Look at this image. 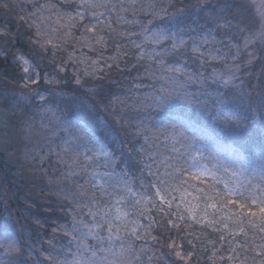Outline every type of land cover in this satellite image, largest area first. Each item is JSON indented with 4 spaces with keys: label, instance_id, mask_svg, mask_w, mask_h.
<instances>
[{
    "label": "trees",
    "instance_id": "1",
    "mask_svg": "<svg viewBox=\"0 0 264 264\" xmlns=\"http://www.w3.org/2000/svg\"><path fill=\"white\" fill-rule=\"evenodd\" d=\"M144 2L155 5V9L135 17L125 14L129 20L138 19L136 24L121 25L115 14H110L108 20L102 19L104 23L95 33H88L80 21L69 20V16L74 17L82 10L80 0H0V98H13L17 108L8 124L0 125V240L7 233L20 246L16 254L5 255L0 249L3 264H71L78 252L76 242L71 239L74 218L92 223L81 203H87L88 197L76 194L81 185L89 192L99 193V186L89 181L94 171L101 170L102 180L106 175L112 181V188L120 189L123 181H130L133 191L145 192L147 198L152 189L145 191L140 185L142 181L150 182L144 171V165L150 161L140 149L143 147L151 153L153 141H146L145 137L159 136L166 125H177L184 136L175 144L179 153L169 150L158 156L156 162H151L153 171L160 167L163 172L164 166L159 161L167 155L177 156L181 162H187L185 168L191 167L190 142L205 145L216 166L226 163L237 169L250 159L264 164V45L240 89L224 87L210 76L212 69H220L223 61L232 59L225 57L224 43L230 42L228 36L238 23L250 17V12L243 13L233 24L242 11L237 3L197 11L198 0ZM161 8L166 12H160ZM152 11L160 15L153 17ZM171 17L178 26L169 21ZM89 21L95 22L89 15L83 24L88 25ZM145 26L150 32L169 34L157 46L160 52L171 49L177 33L186 41L179 52L162 58L168 65L183 64L186 72L200 76L202 85L197 83L188 89L197 94L193 95L192 104L176 100L173 108L137 110L139 99L162 83L149 79V70L159 75L157 65L139 57L130 45L133 36L140 41ZM100 37L104 39L98 42ZM205 38L208 42L201 43ZM194 46L199 47L203 56L193 54ZM23 59H29L41 72L37 89L45 97L43 103L38 95H32V103L22 105V99L17 96L28 91L20 85ZM58 66L66 69L62 81ZM56 75L58 81L53 79ZM76 75L81 77L80 84L75 83ZM56 89L70 97L68 100L89 108L82 106L84 113H76L74 103L56 100ZM220 101L224 102L230 119L217 116ZM10 108L11 103L0 102V122L4 116L11 115ZM181 121L190 127H184ZM77 136L81 137L77 141L78 151L103 146L111 153V162L101 169L93 164L76 167V174L64 179L61 173L67 174L69 169L59 161L57 153L62 154L63 145ZM86 137H95V145H89ZM40 157L45 159L41 161ZM207 183L198 187L204 189ZM253 183H259V178ZM137 209L143 210L139 217L141 238H128L140 255L137 264H240V261L261 264L264 261V255L258 254L264 233L246 224L248 235L240 233L235 237L244 247L236 248L233 253L230 246L236 247L238 243L229 236L221 240L225 231L178 220L169 208L160 210L147 200L136 205L134 211ZM101 234L107 233L101 230ZM173 241L186 259L174 255ZM228 256L234 259L230 261Z\"/></svg>",
    "mask_w": 264,
    "mask_h": 264
},
{
    "label": "snow or ice",
    "instance_id": "2",
    "mask_svg": "<svg viewBox=\"0 0 264 264\" xmlns=\"http://www.w3.org/2000/svg\"><path fill=\"white\" fill-rule=\"evenodd\" d=\"M40 7H47L41 5ZM81 11H78L76 15L69 16L70 21H80L81 26L85 28L88 33H95L97 27L101 26L105 20L109 17L106 13H113L117 18V22L121 25L136 24L135 19L129 20L124 14L129 13L135 17L138 13L144 12L148 14V9H155V5L151 3H145L144 0H81L79 5ZM89 9L92 11L89 12ZM96 9H104L102 12L95 11ZM160 12H166V9L161 8ZM160 12L152 11L150 14L153 17L159 16ZM264 17V11L259 13ZM91 16L92 21H89L88 25L83 24V20L87 16ZM75 27V24H71ZM111 27V25H108ZM243 30V29H242ZM123 34V33H121ZM136 34V33H133ZM144 36L145 43H151L153 45H159L165 39L169 38V34L163 31H152L150 32L145 26L141 33ZM261 37L264 38V32L260 33ZM104 37H100L99 41H102ZM254 37L249 36L245 38L244 47L247 48L250 43L253 42ZM208 40L205 38L201 43H207ZM186 43V41L179 35V33L173 36V43L171 49L165 50V52L157 51L154 47L150 52H142L141 56L147 55L150 63H155L157 65L156 72L149 70V79L159 80L162 83L158 87L154 86V91L139 99L137 110L141 108H162L168 106L169 108L175 107L174 101L184 100L188 104H192L193 95L188 91L191 85L200 83L202 81L200 76L193 73H188L185 70L183 64L168 65L163 60V56L166 54H174L179 52L181 47ZM137 48L141 45L137 44ZM193 54H199L203 56L200 52L199 47L194 46L192 48ZM240 55V49L237 47L236 57ZM254 54L249 53L252 57ZM161 57V59H157ZM215 58V57H214ZM24 64L27 65L28 61L25 60ZM24 71H28V67L24 68ZM182 77V79H181ZM30 79V78H29ZM35 81H33L34 83ZM229 81H224L228 83ZM79 83V81H77ZM27 86V85H25ZM41 103L45 100V97L41 94H37ZM151 101V103H147ZM220 110L217 116L223 119H230L231 116L228 110L224 107V102L220 101ZM143 123V122H142ZM184 127H190V125L181 121ZM144 128L147 130L148 125L145 124ZM184 136V132L179 130L178 126L175 124L166 125L165 128L160 130V135H153L151 138L145 137V140L151 139L153 141V150L151 153L147 152L145 148H141L140 152L147 156L150 163L144 165V171L147 177L150 178V182L142 181L140 187L145 189H152L150 195H147V202L151 205H155L158 209L163 210L164 208H171L173 201L177 199L175 195L176 192H180L181 203L189 205V212L191 213L194 209L200 207V201H203V212L205 216L209 215V209L213 212L219 211L223 208H227L228 205H234L237 209L233 211L229 209V215L227 217L222 216L221 219H234V223L241 225L235 231L228 229L227 224L223 226V229L227 231V235L231 236L233 239L243 233L245 236L248 233L245 231L243 225H248L254 231L264 233V164L259 168H253L249 173L251 178H245L243 180H237L236 183L229 187L225 184V191H217L214 186H209L210 191H206L203 188H199L198 184L204 183V173L192 171L191 167L185 168L184 163L179 160L177 156L167 155L164 156L159 164L164 166L163 172H161L160 167H156L153 171V164L151 162H156V158L161 156L164 152L179 153V149L175 147V144L179 142L180 138ZM163 137V141H161ZM81 137L77 136L72 140L67 141L62 147V154L57 153L58 159L61 163L69 169L67 174L61 173L64 179H67L69 175H75V168L88 165H92L93 162L103 159L105 164L111 162V153L107 151L103 146L89 147L87 151L80 152L77 148V141ZM88 139L89 145H95V137H86ZM159 142V143H157ZM91 153V155H89ZM67 157V159H65ZM81 157H83V165H81ZM41 161L45 157H40ZM194 159V158H193ZM194 166V165H193ZM247 170V169H245ZM239 175V173H234ZM97 176H101L99 172L94 171L90 178V183H95L99 186L100 192L87 191L84 186L81 185L78 190V194L81 197H88V202L83 203L82 206L87 208L86 215L91 218L92 223H84L83 220L75 221L73 223V234L71 239L76 242L78 252L75 254L76 258L71 262V264H137L140 260V255L136 250L133 243L129 242V237L140 239L139 235L142 225L139 222V217L143 215V210L137 209L136 211H131L124 209L123 206L129 203V195L135 196V203L139 205L145 200V192L135 193L131 186L130 181H123V187L119 190L112 188L110 184L106 187L105 183H100L96 180ZM259 178V183H253V180ZM191 181H196V183H190ZM187 186V187H185ZM188 188L192 189V192L188 191ZM107 197V199H105ZM191 197L192 200H196L197 204L192 205L191 200L187 199ZM158 198L159 204L156 203ZM181 204H177L176 208L179 209ZM255 209V210H254ZM181 220L184 219L182 215L177 213ZM136 216V219H129V217ZM192 219H196L195 215H192ZM171 222V221H170ZM199 223V221H197ZM210 225L213 221L208 222ZM79 225V226H78ZM178 227V225H176ZM101 230L106 231V235L101 234ZM215 230V229H214ZM155 239V238H153ZM221 240H225V236L220 237ZM253 242L255 237L253 236ZM95 241V244L89 242ZM247 243V241H245ZM171 247L174 249V255L180 259H186L184 255L179 250H176L175 241L172 242ZM223 247V245H222ZM244 244H237L236 247H231L230 250L235 253L236 248H242ZM260 252L258 254L264 255V243L258 245ZM0 249L4 250L5 255L16 254L20 252L19 241L5 233L2 240H0ZM219 249H217L218 251ZM144 249H140L143 252ZM221 259H224L221 256ZM228 260H233V256H228ZM3 264V261H0ZM240 264H244L240 261ZM264 264V261L261 262Z\"/></svg>",
    "mask_w": 264,
    "mask_h": 264
},
{
    "label": "rangeland",
    "instance_id": "3",
    "mask_svg": "<svg viewBox=\"0 0 264 264\" xmlns=\"http://www.w3.org/2000/svg\"><path fill=\"white\" fill-rule=\"evenodd\" d=\"M148 1V0H144ZM81 2V0H80ZM228 2L230 3H237L240 7H242V11L240 14L236 16V20L233 22L236 23L238 19L242 17V14L245 12H250V17L246 19L245 21L238 23L237 27L232 31V34L228 36L230 38L229 43H224V53L225 57L232 59L230 61H223V64L220 69H212L210 71V76L212 79H215L216 81L220 82L224 87L227 88H239L241 87L243 79L246 77V75L249 73V70L251 69L252 65L258 58L260 51L264 45V38L261 37L260 33L264 32V17H262L259 13L261 11H264V0H198L197 5H196V10H203V8H214L216 5L221 4L222 6L227 4ZM92 10L89 9V12ZM95 11L97 12H102L104 9H96ZM114 15L113 13H106L107 15ZM127 14V13H125ZM124 14V15H125ZM127 16V15H125ZM91 17V16H90ZM173 17V16H172ZM169 18V21L172 22L173 26L176 27L178 26L177 22L174 20V18ZM92 18V17H91ZM128 18V17H127ZM104 19V17H101V20ZM129 19V18H128ZM137 19V18H136ZM136 21H139L138 19ZM241 21V20H240ZM95 23V22H94ZM231 25V24H230ZM243 29V30H242ZM99 31V30H98ZM234 36V38H232ZM252 36L254 37L253 42L248 45L247 48L244 47L245 43V38ZM144 36H141L140 41L136 39L135 36L130 38V45L134 48L135 53L141 57V58H147V55L141 56L142 52H150L154 47L157 49V51H160L157 48V45H153L151 43H145L144 42ZM225 37V35H224ZM139 44L141 47L137 48L136 45ZM233 47V49H232ZM237 47L240 49V55L237 58L236 57V51ZM132 50V49H131ZM133 52V50H132ZM134 53V54H135ZM139 53V54H138ZM249 53H253L254 55L252 57L249 56ZM27 60L28 64L25 65L24 61ZM184 60V59H183ZM201 61H203V58H200ZM183 62V61H182ZM21 65L23 67L21 71V81L22 84H20L24 89H27L28 91L22 92L20 95H17L19 98L22 100V105H29L31 104V96L40 94L39 90L37 89V85L39 81H41V72L38 69V66L34 65L29 59H23L21 61ZM28 67V71L25 72L24 68ZM201 67V66H199ZM71 72H73L72 69H70ZM88 71V70H87ZM89 71H93L90 69ZM201 72H204L202 68H200ZM58 72H59V77L61 78L60 80L62 81V78L66 75V69L62 68L61 66H58ZM57 75L53 77L54 81H58L59 78ZM30 78V79H29ZM33 81H35L33 83ZM44 81L47 82V79L45 78ZM79 81V83H77ZM224 81H229L228 83H224ZM1 82V80H0ZM81 77L75 76V83L80 84ZM27 85V86H25ZM76 85V84H75ZM55 95H56V100L57 101H64L63 99H69L70 97H66L63 93L62 90H55ZM69 102L74 103L73 108L76 111V113L83 114L84 109L83 107H88L87 105H81L80 103H75V100H68ZM0 102L3 104L5 103H11V108H10V116H4V120L0 122V125L3 123L4 126L8 124V119L13 115H15V111L17 110L16 104L13 102V98L10 99H1ZM83 106V107H82ZM89 108V107H88ZM81 110V112H80ZM11 117V118H12ZM10 118V119H11ZM7 141L6 143H8ZM5 143V144H6ZM191 144L188 146L189 148V163L191 165V170L196 171V172H202L204 173L203 179L204 182L207 181V186L204 188L206 191H210L209 186H214L217 191H225V184H228L229 187L233 186L236 181L243 180L245 178H250L249 173L253 168H259L261 164H257L252 159L249 161L244 162L243 161V166L238 165L237 169L230 168L228 164L224 163L221 164L220 166H216L215 163H213L212 160H210L209 155L206 153L207 149L205 145L200 144V143H195V142H190ZM13 146L15 145L14 143H11ZM99 148V147H97ZM91 155V153H89ZM194 158V159H193ZM228 163H231L228 162ZM93 165L96 167H103L107 166V164L104 163L103 159L99 161L93 162ZM194 165V166H193ZM101 169V168H99ZM247 169V170H245ZM96 172H99L102 175V171L98 170ZM225 173H228V176L225 175ZM234 173H239V175H235ZM222 175V176H221ZM104 181L102 180V176H97L96 180H99L100 183H105V186L107 187L108 184L112 186V181L108 180L106 178V175L104 176ZM222 181H220V180ZM207 188V189H206ZM117 189V188H115ZM119 190V189H117ZM109 191H112V187L109 188ZM192 192V191H190ZM176 192L175 195L177 196V199L173 201L172 207L169 208L173 214L176 216V219L181 220L178 216V212L180 215L184 217L183 220L181 221H189L196 223L197 225H202V226H208L211 227L212 229H215L217 231H225L222 232V236H229L227 235V231L223 229V226L227 224V228L235 231L237 228L241 227V225H238L234 223V219H221L222 216L227 217L229 215V209L236 211L237 209L235 208L234 205H228L227 208H223L219 211L213 212L212 209H209V215L205 216L203 212V201H200V207L194 209L191 213L189 212L188 208L189 205L181 203L180 200V194ZM135 196L129 195L128 200L129 203L124 205L123 208L127 210L134 211L135 208H133V199H135ZM107 199V197H105ZM187 199L191 200V204L195 205L197 204L196 200H192L191 197H188ZM147 200V198H145ZM132 201V202H131ZM156 202H159L158 198L156 199ZM177 204H181V207L179 209L176 208ZM192 215H195L196 219H192ZM199 221V223L197 222ZM213 221V223L210 225L208 222ZM244 227V225H243ZM231 239V241H236L237 243L241 242V240L238 239H233L231 236L228 237ZM245 239V238H244ZM210 240V238H208ZM213 241V240H211ZM238 264V263H237Z\"/></svg>",
    "mask_w": 264,
    "mask_h": 264
}]
</instances>
